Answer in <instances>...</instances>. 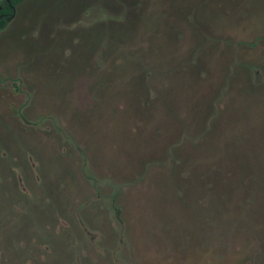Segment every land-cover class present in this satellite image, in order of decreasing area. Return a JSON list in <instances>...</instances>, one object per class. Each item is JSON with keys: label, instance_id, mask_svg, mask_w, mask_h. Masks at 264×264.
<instances>
[{"label": "rangeland", "instance_id": "rangeland-1", "mask_svg": "<svg viewBox=\"0 0 264 264\" xmlns=\"http://www.w3.org/2000/svg\"><path fill=\"white\" fill-rule=\"evenodd\" d=\"M0 264H264V0L20 3Z\"/></svg>", "mask_w": 264, "mask_h": 264}, {"label": "trees", "instance_id": "trees-1", "mask_svg": "<svg viewBox=\"0 0 264 264\" xmlns=\"http://www.w3.org/2000/svg\"><path fill=\"white\" fill-rule=\"evenodd\" d=\"M24 0H10L8 3L6 0L0 2V30L4 29L15 13L16 7Z\"/></svg>", "mask_w": 264, "mask_h": 264}, {"label": "flooded vegetation", "instance_id": "flooded-vegetation-1", "mask_svg": "<svg viewBox=\"0 0 264 264\" xmlns=\"http://www.w3.org/2000/svg\"><path fill=\"white\" fill-rule=\"evenodd\" d=\"M8 3H10V1H8V0H6ZM2 8H0V10H1ZM16 11V10H15ZM15 14V13H14ZM13 17H14V15H13ZM1 19V18H0Z\"/></svg>", "mask_w": 264, "mask_h": 264}, {"label": "water", "instance_id": "water-1", "mask_svg": "<svg viewBox=\"0 0 264 264\" xmlns=\"http://www.w3.org/2000/svg\"><path fill=\"white\" fill-rule=\"evenodd\" d=\"M8 1H10V0H8Z\"/></svg>", "mask_w": 264, "mask_h": 264}]
</instances>
